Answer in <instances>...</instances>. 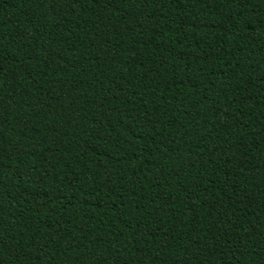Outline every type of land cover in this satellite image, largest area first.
Here are the masks:
<instances>
[{
	"label": "trees",
	"instance_id": "1",
	"mask_svg": "<svg viewBox=\"0 0 264 264\" xmlns=\"http://www.w3.org/2000/svg\"><path fill=\"white\" fill-rule=\"evenodd\" d=\"M0 264H264V0H0Z\"/></svg>",
	"mask_w": 264,
	"mask_h": 264
}]
</instances>
